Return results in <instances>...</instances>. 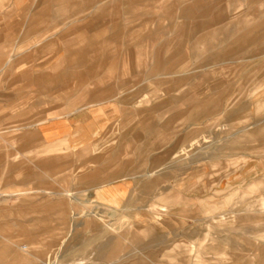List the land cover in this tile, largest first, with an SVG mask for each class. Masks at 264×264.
I'll return each instance as SVG.
<instances>
[{"label": "rangeland", "instance_id": "obj_1", "mask_svg": "<svg viewBox=\"0 0 264 264\" xmlns=\"http://www.w3.org/2000/svg\"><path fill=\"white\" fill-rule=\"evenodd\" d=\"M118 1L102 17L88 9L72 18V27L102 22L105 28L87 33L105 43L106 56L81 82L65 72L85 67L65 60L49 66L66 45L80 46L75 34L61 39L71 29L65 20H42L53 40L28 50L43 37L25 32L26 14L38 0H24L18 9L0 1V47L29 57L9 70L3 63L18 53L0 56L6 68L0 110L28 107L30 125L24 128L20 117L0 121V144L15 148L0 161V264H123L136 257L144 264H194L195 247L219 240L223 252L203 253L201 264H264V135L247 134L264 125V53L222 33L243 12L251 21L263 18L264 0H135L130 8L128 0ZM210 3L229 18L201 29L195 7ZM130 27L137 36H128ZM146 44L152 58L143 54ZM232 44L235 50H227ZM157 58L166 69L149 76ZM55 73L61 100L32 76ZM69 112L81 118L74 130L44 138L41 122ZM62 138L67 145L45 151ZM105 190L114 202L105 200ZM152 204L166 210L156 213ZM117 247L116 259L100 256Z\"/></svg>", "mask_w": 264, "mask_h": 264}, {"label": "crops", "instance_id": "obj_2", "mask_svg": "<svg viewBox=\"0 0 264 264\" xmlns=\"http://www.w3.org/2000/svg\"><path fill=\"white\" fill-rule=\"evenodd\" d=\"M1 1V0H0ZM12 2V6H14L16 9L19 7L21 4H23L24 0H10ZM108 3L104 2L103 0H80L78 3L74 2L73 0H38L37 5L33 7H29V12L26 14L30 19L29 25L25 26V32L26 34H31L32 32H37V35H43L39 40L33 42L30 48L28 50H31L32 46L36 47L40 44H46L47 42H50L53 39H49L52 37V33H49L47 31L52 30V29H47V31L42 30V26L40 25V22L42 23L44 19L47 18V16L51 17H60L64 19L65 21L62 22L64 23L67 27L71 28L70 30L64 32L62 35L61 39H67V36L70 34H75L78 38V41H80V46H76V44L71 43L70 45H66L62 53L63 55L60 57L61 59L56 58L55 60H51L52 62L49 63L50 67H53L56 69L57 67L61 66L63 64V61L65 60L68 62L72 68L76 66H83L85 67L81 72H75L74 69L73 71L65 72V74L68 75V77H73L77 79L78 81H84L89 79L88 77L94 76L96 74L95 71V66L97 61H101L104 59L106 56V50L105 47L103 46L105 43L102 41H94L92 40L91 37L87 36V33L91 31H96V30H102L103 32L105 31L104 25L102 22L98 23L96 22V25L94 24H82L80 26L72 27V23L75 22L73 21V17L75 19L80 20L79 15L81 16L83 12L87 11L88 9H91V17L93 18H99L102 17L104 14L108 13L109 7L112 5L118 4V0H107ZM135 0H128L127 3V8L134 6ZM259 2V0H250V2ZM51 4L56 5V8H52ZM4 3H0V6H3ZM22 6V5H21ZM136 6V5H135ZM22 8V7H21ZM14 9V10H16ZM24 9V8H22ZM187 11V10H186ZM194 14L198 20L197 26L199 28H205V27H210L211 25L218 24V23H224L227 21L229 16H226L225 13L223 12V9L216 3H210V4H204V5H198L195 7ZM244 15H249V12H243L242 16L238 19L236 22H231L229 25L225 26L223 30V35L224 37H229L230 40H235L236 41H241L243 44L244 43H255L256 49H257V54L264 53V17H253V21L248 20ZM43 20V21H42ZM136 28L130 27L128 29V36L133 38L136 35ZM117 31H114V33ZM101 33V31H100ZM26 36V35H25ZM115 36V34H114ZM117 36V35H116ZM115 36V37H116ZM24 37V35H23ZM53 38V37H52ZM74 38V39H75ZM146 39V38H145ZM48 40V41H47ZM50 40V41H49ZM204 39H201V41ZM147 41V39L145 40ZM232 41V42H233ZM234 44L230 45L227 50L233 51L235 50ZM33 50L31 51V53ZM18 53V57H15L14 61L11 62L10 58L7 59L6 62H4V65L10 66L9 70H12V66L16 69V66L18 64H22L25 62H28V53L26 50L24 51H14L13 53L10 52L7 48L5 47H0V56L4 55H9V54H15ZM30 53V55H31ZM144 56H147L148 58H152V55H150V50L148 49V45L146 44L145 50H144ZM232 54V53H231ZM103 58V59H102ZM1 61V60H0ZM157 63L155 65H151L147 70H148V75H152L154 73H159V71H164L166 69V61L160 62L159 58H157ZM6 68L0 67V70H4ZM8 69V68H7ZM165 73V72H163ZM56 74V73H55ZM52 74L49 78L45 76H40V75H32L35 76L33 77L34 83L38 88L43 89H51L53 91L52 99L53 100H61L60 94V81L58 78L59 75ZM20 78V85L22 87V81L24 80L23 87L24 90L21 89V100L24 101L25 99L28 98V92H27V84H28V76L27 72H21L19 74ZM26 97V98H25ZM76 98V97H75ZM71 99V96H70ZM71 106L70 104H68ZM58 106L54 107V110L56 108H60ZM51 117L48 118L47 121L41 122L40 126V133L43 135L44 138L50 139V138H55V137H61L62 135L67 134V132H72L74 130V126L78 125L80 122L79 114L75 113H67L65 115L66 118H59L57 117L60 115L59 113L55 114H50ZM49 115V116H50ZM20 117L22 118V122L24 125V128L30 127L29 125V108L27 107L24 108L22 106L21 110H18L17 112L13 111H1L0 110V121L1 120H9L13 118ZM27 118V119H26ZM8 124V123H4ZM249 138H259L264 135V125L262 127H258L257 129L251 130L250 132L247 133ZM68 140L65 138L62 139H57L55 142H51L45 147V151H51V149L55 148L56 146L60 145H67ZM191 144V143H190ZM30 144L25 142L24 143V148H28ZM95 150V148H94ZM15 151V148L10 145V144H5L1 143L0 144V161L5 160L6 157L11 159L12 154L10 152ZM179 152V151H178ZM178 152H175V154L172 156V158H175L178 156ZM2 153V154H1ZM180 154V153H179ZM214 158V157H213ZM212 157H209V159H213ZM2 159V160H1ZM214 160V159H213ZM213 162L210 161V164ZM213 165V164H212ZM256 186H252V188H255ZM103 193L107 195L105 200H109L114 202L115 196L111 194L109 190H105ZM13 195V194H11ZM169 199H171V203L174 202V197L173 195H169ZM259 205L261 208H264V200H261L259 202ZM251 204L248 205L247 208H249ZM31 207H33L31 205ZM34 209V207H33ZM151 209L154 210L156 213H160L163 210L165 211L166 209L163 208L161 205H156L152 204ZM35 213V210L32 211ZM45 219V218H44ZM20 230V227H19ZM152 228H144L142 229V233L144 235H149L151 234ZM262 239L264 240V234L261 235ZM222 243L223 240H219L217 245L216 244H208V245H203L202 243L199 244L197 247H195V254L192 256V259L195 261L194 264H201V261L203 260V253L205 252H213L216 255L218 253H222ZM229 245V244H228ZM221 246V248H220ZM232 249H234L233 246H230ZM122 249V247H117L115 249H103V254L100 256H105L107 259L111 258V260H114L118 257L119 251ZM190 253L192 252V249L189 248ZM189 253V258H191V255ZM170 256V255H169ZM223 256V255H222ZM110 260V259H109ZM122 264V263H121ZM123 264H144V260L140 257L134 258L132 261H124Z\"/></svg>", "mask_w": 264, "mask_h": 264}, {"label": "bare ground", "instance_id": "obj_3", "mask_svg": "<svg viewBox=\"0 0 264 264\" xmlns=\"http://www.w3.org/2000/svg\"><path fill=\"white\" fill-rule=\"evenodd\" d=\"M2 251V252H1ZM4 251L3 250H0V256H1V254L3 253ZM33 253V252H32ZM31 254V253H30ZM19 258V257H18ZM12 259V258H11ZM34 259V258H33ZM48 262V260H43L42 262H41V264H48L47 263ZM51 264H53V263H51ZM54 264H56L55 262H54Z\"/></svg>", "mask_w": 264, "mask_h": 264}]
</instances>
